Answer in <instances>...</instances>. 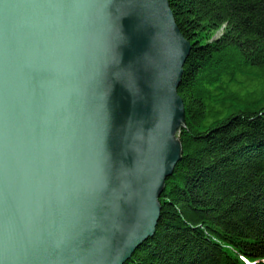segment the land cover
Segmentation results:
<instances>
[{
    "label": "water",
    "instance_id": "water-1",
    "mask_svg": "<svg viewBox=\"0 0 264 264\" xmlns=\"http://www.w3.org/2000/svg\"><path fill=\"white\" fill-rule=\"evenodd\" d=\"M191 49L168 0H0V264H126L154 236Z\"/></svg>",
    "mask_w": 264,
    "mask_h": 264
},
{
    "label": "trees",
    "instance_id": "trees-1",
    "mask_svg": "<svg viewBox=\"0 0 264 264\" xmlns=\"http://www.w3.org/2000/svg\"><path fill=\"white\" fill-rule=\"evenodd\" d=\"M168 1L192 46L181 160L126 264H264V0Z\"/></svg>",
    "mask_w": 264,
    "mask_h": 264
},
{
    "label": "rangeland",
    "instance_id": "rangeland-1",
    "mask_svg": "<svg viewBox=\"0 0 264 264\" xmlns=\"http://www.w3.org/2000/svg\"><path fill=\"white\" fill-rule=\"evenodd\" d=\"M221 35H222V32H220V33L217 35V38H219ZM154 236H155V234H154ZM154 236H153V237H154ZM153 237H152V238H153ZM152 238H150V239H152ZM150 239H148V240H150ZM148 240H147V241H148ZM147 241H146V242H147ZM146 242H145V243H146ZM143 244H144V243H143ZM143 244H142V245H143Z\"/></svg>",
    "mask_w": 264,
    "mask_h": 264
},
{
    "label": "bare ground",
    "instance_id": "bare-ground-1",
    "mask_svg": "<svg viewBox=\"0 0 264 264\" xmlns=\"http://www.w3.org/2000/svg\"><path fill=\"white\" fill-rule=\"evenodd\" d=\"M142 246V245H141Z\"/></svg>",
    "mask_w": 264,
    "mask_h": 264
}]
</instances>
